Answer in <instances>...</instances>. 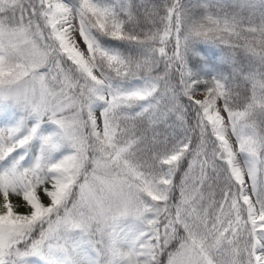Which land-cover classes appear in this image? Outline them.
Returning <instances> with one entry per match:
<instances>
[{
  "label": "snow or ice",
  "instance_id": "6c2138e0",
  "mask_svg": "<svg viewBox=\"0 0 264 264\" xmlns=\"http://www.w3.org/2000/svg\"><path fill=\"white\" fill-rule=\"evenodd\" d=\"M0 264H264V0H0Z\"/></svg>",
  "mask_w": 264,
  "mask_h": 264
}]
</instances>
